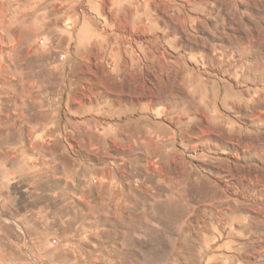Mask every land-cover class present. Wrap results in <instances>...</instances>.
<instances>
[{
	"label": "rangeland",
	"instance_id": "374dc122",
	"mask_svg": "<svg viewBox=\"0 0 264 264\" xmlns=\"http://www.w3.org/2000/svg\"><path fill=\"white\" fill-rule=\"evenodd\" d=\"M0 264H264V0H0Z\"/></svg>",
	"mask_w": 264,
	"mask_h": 264
},
{
	"label": "crops",
	"instance_id": "0c3cea01",
	"mask_svg": "<svg viewBox=\"0 0 264 264\" xmlns=\"http://www.w3.org/2000/svg\"><path fill=\"white\" fill-rule=\"evenodd\" d=\"M7 95V94H6ZM8 96V95H7Z\"/></svg>",
	"mask_w": 264,
	"mask_h": 264
}]
</instances>
